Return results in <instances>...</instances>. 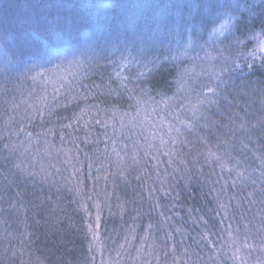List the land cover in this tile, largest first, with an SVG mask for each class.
<instances>
[{
    "label": "trees",
    "instance_id": "obj_1",
    "mask_svg": "<svg viewBox=\"0 0 264 264\" xmlns=\"http://www.w3.org/2000/svg\"><path fill=\"white\" fill-rule=\"evenodd\" d=\"M230 4L190 0L151 38L112 0L93 53L45 102L5 89L0 264H96L97 232L134 264H240L264 246V1ZM15 6L0 0L1 30L32 13Z\"/></svg>",
    "mask_w": 264,
    "mask_h": 264
},
{
    "label": "rangeland",
    "instance_id": "obj_2",
    "mask_svg": "<svg viewBox=\"0 0 264 264\" xmlns=\"http://www.w3.org/2000/svg\"><path fill=\"white\" fill-rule=\"evenodd\" d=\"M189 1L168 0L162 8V6L156 7L157 3L152 4L149 0H137V2L125 0L126 8L130 13L128 17L131 16L130 27L147 35L151 33V38L160 35L162 21L166 22L169 28L176 29L180 21L178 15L183 11V5ZM215 1L219 3L225 1V4L231 3L232 6L238 0ZM11 2L16 5V9L32 10L33 14H29L22 25L21 22L16 25L13 16V20H9L12 24L5 26L4 31L0 29V97L5 89H17L19 96L27 100L25 108L28 109L45 102L56 86L61 87L68 80L67 78L72 76V71L76 67L84 65L87 55L93 53L88 51L89 47H93L89 45L91 39L97 35L100 28H104L110 22L109 7L112 0H11ZM239 2L242 6L243 3ZM139 11L144 13L139 14ZM226 15L225 11L220 16L226 20ZM149 19H155V23L161 25L159 27H154L150 23L147 25L146 21ZM255 47L264 53V30ZM29 61L32 63L27 67ZM4 109L7 112L8 106ZM19 116V120H22L24 115L20 113ZM7 117L10 118L9 113ZM18 124L17 122L15 130L19 128ZM65 166L63 165V172ZM96 206L95 202V209ZM107 238L99 237L98 232L97 235L94 234L93 243L98 248L96 252L90 253H97L96 264H128L129 262L134 264L132 260H140V254L131 252L123 241L107 240ZM244 254V257L242 254L237 255V263L264 264L263 245L255 253Z\"/></svg>",
    "mask_w": 264,
    "mask_h": 264
},
{
    "label": "snow or ice",
    "instance_id": "obj_3",
    "mask_svg": "<svg viewBox=\"0 0 264 264\" xmlns=\"http://www.w3.org/2000/svg\"><path fill=\"white\" fill-rule=\"evenodd\" d=\"M219 15V14H218ZM213 23H215V21H213ZM231 23L230 20H222L220 22L219 27H214L213 28V32H218L220 35H224V28L227 24ZM192 31L189 33L188 36V43L185 45V48H192L196 39V35H195V20L192 21ZM225 39H227V37L225 36ZM155 67V65H154ZM119 75V74H118ZM140 75H143V73H140ZM217 79H219V77H217ZM216 92V88L214 86H208L205 85L204 86V92L203 95H207V94H215ZM204 103V100H198L196 105H192V110L193 113L195 114V111L197 109V105ZM169 131H171V126H169Z\"/></svg>",
    "mask_w": 264,
    "mask_h": 264
},
{
    "label": "bare ground",
    "instance_id": "obj_4",
    "mask_svg": "<svg viewBox=\"0 0 264 264\" xmlns=\"http://www.w3.org/2000/svg\"><path fill=\"white\" fill-rule=\"evenodd\" d=\"M88 56V58H89V55H87Z\"/></svg>",
    "mask_w": 264,
    "mask_h": 264
}]
</instances>
